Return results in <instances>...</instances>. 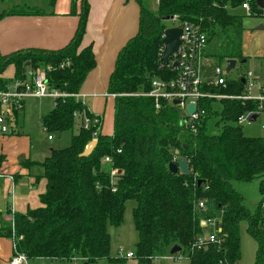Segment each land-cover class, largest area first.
<instances>
[{
	"label": "trees",
	"instance_id": "1",
	"mask_svg": "<svg viewBox=\"0 0 264 264\" xmlns=\"http://www.w3.org/2000/svg\"><path fill=\"white\" fill-rule=\"evenodd\" d=\"M79 1V8L78 0L71 1L70 13L77 14L78 24L65 46L0 54L1 90L15 79H26L27 69L51 65L49 87L78 93L96 63L91 45L81 46L89 5L87 0ZM135 1L139 5L138 31L119 50L107 82V92L114 94L112 133H101L100 118L80 100L73 96L56 98L53 108L41 116L42 128L62 132L72 129L77 120L78 128L68 146L51 149L40 162H23L42 169L46 189L39 195V207L12 213V224L0 223V236L13 237V253L23 252L29 260L45 258L68 264L79 258L81 264H98L107 258L108 264H125L123 258L109 256L108 227L122 224L125 202L134 200L132 218L138 236L135 258L141 264L156 263L175 244L181 250L172 256L182 254L189 264H235L241 256L242 222L257 245L254 264H264V216L260 211L264 207V136H247L237 124L240 115L256 111L257 101L204 99L198 103L204 115L190 126L179 124L176 107L161 104L157 109L151 98L133 95L150 89L151 73L162 78L176 73L159 67L165 29L162 16L176 15L198 26L207 33L208 42L215 38L216 53L209 55L215 64L231 59L246 61L242 51L244 16L228 11L244 0H151L155 10L146 0ZM251 5L254 8L253 1ZM42 12L13 7L0 11V19ZM60 64L64 67L59 68ZM10 65L13 76L4 77ZM215 90L235 96L246 91L241 76L227 79ZM215 103L220 104V111L214 109ZM213 116L222 123L218 134L206 131V123ZM84 117L90 122L88 128L83 127ZM96 117L99 121L94 123ZM92 139L97 140L95 147L81 156ZM105 156L112 163L103 164ZM178 157L186 159L188 175L169 171L168 164ZM4 160L0 154V167ZM112 168L118 172L110 183ZM255 178L259 179L262 199L251 212L232 181ZM199 202L203 207H198ZM209 219L221 220L220 231L208 233L214 234V242L205 238L201 226L202 220Z\"/></svg>",
	"mask_w": 264,
	"mask_h": 264
},
{
	"label": "crops",
	"instance_id": "2",
	"mask_svg": "<svg viewBox=\"0 0 264 264\" xmlns=\"http://www.w3.org/2000/svg\"><path fill=\"white\" fill-rule=\"evenodd\" d=\"M71 1L54 0L52 8L41 14L2 17L0 54L7 55L28 48L56 50L65 46L73 37L78 24L77 14L70 13ZM87 2L89 11L81 46L91 45L96 63L81 85L77 100L85 102L86 108L100 118L101 133L110 135L113 129L114 102L113 96L107 92V82L119 50L138 31L139 5L135 0H87ZM79 5L78 0L77 8ZM256 27L260 29L262 24ZM111 101L112 117H106L105 111ZM21 113H25V106ZM21 113L18 114L17 121ZM22 124L23 120L22 123L16 122L14 132L0 135V154L5 156L0 167V223L10 222L14 212H25L29 208L39 207V195L46 189V180L41 176L42 169L37 165L29 166L23 163L42 160L27 158L29 138L24 134ZM9 187L13 193L8 192L10 197L5 202L3 197L5 200L4 194ZM207 227L210 231L206 230ZM245 227V223L242 222L240 224L241 256L235 264H254L255 261L257 245L246 233ZM213 231L216 229L205 222L204 235ZM12 254L11 238L0 236V264H8ZM48 260L50 264H63L56 260ZM72 263L74 262L68 264Z\"/></svg>",
	"mask_w": 264,
	"mask_h": 264
},
{
	"label": "built area",
	"instance_id": "3",
	"mask_svg": "<svg viewBox=\"0 0 264 264\" xmlns=\"http://www.w3.org/2000/svg\"><path fill=\"white\" fill-rule=\"evenodd\" d=\"M254 3V8L251 3ZM262 1V7H259L255 0H244L240 4V8L244 11L246 16L257 17L264 19V0ZM173 21L177 22L174 27L181 29L180 45L177 49L171 53L168 57L167 63L161 62L162 52L164 44H162L159 56V67H166V71L174 70L176 73L170 78L153 77L150 80V89L148 91H141L134 93L135 96H143L151 98L154 102L155 108H160L161 104L171 105L178 109L179 124L192 126L194 122H197L199 118L204 115V108L200 107L198 103L204 99H240V100H255L257 101L256 111L246 112L238 117L237 124L242 125L250 113H256L264 111V80L260 83L258 78L250 71L238 74L236 77L229 78L226 76L225 70L222 69L220 64L211 63L209 54L206 52L208 44L207 33L202 31L198 26L187 21H181L176 15L172 16ZM164 34H162V38ZM176 63L177 67L173 64ZM223 63V62H222ZM226 64V61H224ZM64 64H60L59 68H63ZM51 65L38 67L36 69H27L24 80H13L6 90L0 89V135H8L16 127L17 116L22 112L24 108V102L27 98H65L73 96L78 98V94H69L59 91L57 89H51L47 82V72L52 70ZM230 71V70H229ZM241 76L245 85L246 91L242 95H227L222 94L215 89L225 85L227 79H234ZM114 97V94H111ZM173 101H176L173 104ZM193 103L195 109L193 113H189L187 107ZM17 114V115H15ZM99 119L96 117L94 123H97ZM88 118L84 117L83 127L88 128ZM48 139L51 136L48 135ZM101 162L112 163V159L109 156L102 158ZM118 172L116 168H112L109 172L110 183L115 180V174ZM116 187L112 185L111 191H115ZM198 207H203V202L198 203ZM12 224V219H11ZM213 229L217 230V222L215 219H209L205 221ZM210 242L215 241L214 234L208 235ZM13 250L15 249L16 242L12 237ZM133 254L131 252L126 253L125 258H131ZM172 258H177L172 256ZM29 259L23 252L13 253L9 258L8 264H28ZM73 262L81 264V259L73 258Z\"/></svg>",
	"mask_w": 264,
	"mask_h": 264
},
{
	"label": "rangeland",
	"instance_id": "4",
	"mask_svg": "<svg viewBox=\"0 0 264 264\" xmlns=\"http://www.w3.org/2000/svg\"><path fill=\"white\" fill-rule=\"evenodd\" d=\"M51 0H0V11L8 8H29L39 9L42 11L50 10ZM151 9L155 10V2L146 0ZM231 13L243 15L242 25L244 27L242 33V51L246 57L244 63L237 62L233 69L226 72V76L229 78L236 77L238 74L250 71L255 77L258 78V82L264 80V19L257 17L246 16L244 11L238 7L235 9H228ZM162 24L165 28L173 27L177 25L176 21L171 19L162 20ZM262 24V28L258 29L256 26ZM217 48V40L211 39L206 47V52L209 55H215ZM211 63H214V59H210ZM220 66L225 70L226 64L221 63ZM4 77L11 78L13 76V67L7 66L4 73ZM90 100V99H89ZM88 100V101H89ZM81 101V100H80ZM83 104L85 102H82ZM54 105V98H27L25 99V113H21L18 121L22 123L23 120V132L29 138L28 156L29 159L43 160L49 155L51 149H60L68 146L71 142L72 133H75L78 128V120L74 127L70 130L62 132H47L42 128L41 116L48 112ZM85 105V104H84ZM89 106V104H88ZM214 109L220 111L221 106L219 103L214 104ZM112 101L105 111L106 117H112ZM222 123L219 122L218 116L210 117L206 123V131L209 134H218L220 132ZM242 128L247 136L257 137L264 136V111L259 112L254 121H244ZM48 135L52 140L48 139ZM234 189L240 193L244 198V204L249 208L251 212H254L258 203L262 199V195L259 192V179L255 178L250 181H232ZM8 192H12L11 187L5 191V200L9 199ZM1 195V190H0ZM12 197V195H11ZM135 206L134 200H127L125 202L124 219L119 227H108L110 233V251L109 256L114 258H123L126 264H141L135 258V244L138 240L137 234L134 230L132 208ZM261 214L264 216V207L261 208ZM264 224V221H263ZM210 231V228H206ZM131 252L133 257L125 258L126 253ZM177 258H172L171 255H167L155 264H189L188 259L182 254H178ZM28 264H50L48 259L35 258L28 261ZM66 264V263H63ZM72 264H78L74 262ZM98 264H108V259H101Z\"/></svg>",
	"mask_w": 264,
	"mask_h": 264
},
{
	"label": "water",
	"instance_id": "5",
	"mask_svg": "<svg viewBox=\"0 0 264 264\" xmlns=\"http://www.w3.org/2000/svg\"><path fill=\"white\" fill-rule=\"evenodd\" d=\"M256 4L259 7H262V1L261 0H255ZM161 20H167V19H172V16H162L160 18ZM164 37L162 38V42L164 44V49L162 52V57H161V62L163 64L167 63L168 57L171 53H173L177 47L180 45V34H181V29L179 27H168L165 28L163 31ZM245 60H242L241 63H244ZM236 64V60H227L226 61V71H229L231 69L234 68ZM26 66L29 65V63L25 64ZM174 67H177V64L174 63L173 64ZM150 77L153 78L155 77V74L151 73ZM243 82V79H242ZM176 101H173V104H175ZM195 109V105L193 103L189 104L187 107V110L189 113H193ZM257 117L256 113H250L247 117L248 121H254ZM97 143L96 139H92L87 146L84 148V150L80 153L81 156H86L88 155L93 148L95 147ZM175 154H177V151H175ZM168 169L170 172L172 173H176L177 171L181 172L184 175H188L189 174V170H188V165H187V161L185 158L183 157H178L176 162H170L168 164ZM199 183V182H198ZM205 225V221H201V226L203 227ZM220 227H221V220L219 219L217 221V230L216 231H220ZM205 237H208V233L205 234ZM181 247L177 244L173 245L170 250H169V255H174L177 252H180Z\"/></svg>",
	"mask_w": 264,
	"mask_h": 264
}]
</instances>
